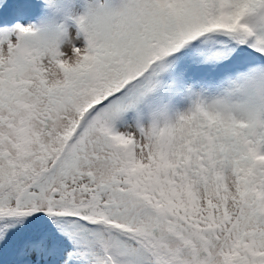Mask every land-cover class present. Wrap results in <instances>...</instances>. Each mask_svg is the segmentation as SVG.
Returning a JSON list of instances; mask_svg holds the SVG:
<instances>
[{"label": "snow or ice", "instance_id": "snow-or-ice-1", "mask_svg": "<svg viewBox=\"0 0 264 264\" xmlns=\"http://www.w3.org/2000/svg\"><path fill=\"white\" fill-rule=\"evenodd\" d=\"M0 264H264V0H0Z\"/></svg>", "mask_w": 264, "mask_h": 264}]
</instances>
